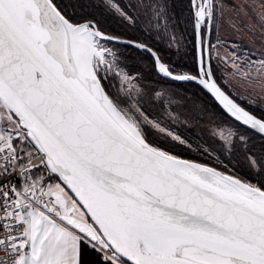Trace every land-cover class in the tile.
<instances>
[{
	"label": "snow or ice",
	"instance_id": "1",
	"mask_svg": "<svg viewBox=\"0 0 264 264\" xmlns=\"http://www.w3.org/2000/svg\"><path fill=\"white\" fill-rule=\"evenodd\" d=\"M0 264H264V0H0Z\"/></svg>",
	"mask_w": 264,
	"mask_h": 264
},
{
	"label": "trees",
	"instance_id": "2",
	"mask_svg": "<svg viewBox=\"0 0 264 264\" xmlns=\"http://www.w3.org/2000/svg\"><path fill=\"white\" fill-rule=\"evenodd\" d=\"M205 96L207 97V93H205ZM213 105L215 108L221 110L220 107L215 103V101H213ZM188 158L197 159V158H199V156H198V154H189ZM205 162H207V161L205 160ZM237 171H240V169H237ZM241 174H243V172H241Z\"/></svg>",
	"mask_w": 264,
	"mask_h": 264
},
{
	"label": "water",
	"instance_id": "3",
	"mask_svg": "<svg viewBox=\"0 0 264 264\" xmlns=\"http://www.w3.org/2000/svg\"><path fill=\"white\" fill-rule=\"evenodd\" d=\"M219 107H220V109L222 110V106H220L219 104H218V102H215Z\"/></svg>",
	"mask_w": 264,
	"mask_h": 264
},
{
	"label": "rangeland",
	"instance_id": "4",
	"mask_svg": "<svg viewBox=\"0 0 264 264\" xmlns=\"http://www.w3.org/2000/svg\"><path fill=\"white\" fill-rule=\"evenodd\" d=\"M213 35H214V33H213ZM205 132L207 133L208 132V129L207 128H205ZM241 171V170H240ZM242 172V171H241Z\"/></svg>",
	"mask_w": 264,
	"mask_h": 264
}]
</instances>
